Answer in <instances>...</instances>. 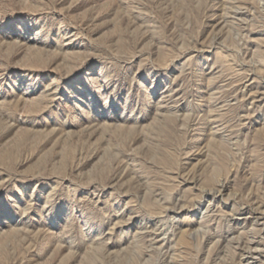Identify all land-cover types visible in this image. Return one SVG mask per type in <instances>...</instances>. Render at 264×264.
Instances as JSON below:
<instances>
[{"label": "rangeland", "instance_id": "rangeland-1", "mask_svg": "<svg viewBox=\"0 0 264 264\" xmlns=\"http://www.w3.org/2000/svg\"><path fill=\"white\" fill-rule=\"evenodd\" d=\"M0 264H264V0H0Z\"/></svg>", "mask_w": 264, "mask_h": 264}]
</instances>
